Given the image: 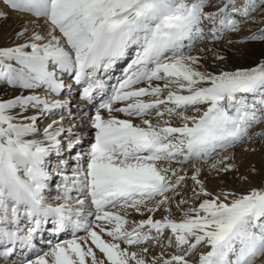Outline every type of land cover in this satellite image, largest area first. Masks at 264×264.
Instances as JSON below:
<instances>
[{
  "label": "snow or ice",
  "instance_id": "snow-or-ice-1",
  "mask_svg": "<svg viewBox=\"0 0 264 264\" xmlns=\"http://www.w3.org/2000/svg\"><path fill=\"white\" fill-rule=\"evenodd\" d=\"M0 4L20 18L0 37V83L18 89L0 99V259L264 257V179L241 174L235 152L264 144V52L228 57L264 44V0Z\"/></svg>",
  "mask_w": 264,
  "mask_h": 264
},
{
  "label": "rangeland",
  "instance_id": "rangeland-1",
  "mask_svg": "<svg viewBox=\"0 0 264 264\" xmlns=\"http://www.w3.org/2000/svg\"><path fill=\"white\" fill-rule=\"evenodd\" d=\"M221 48L224 47L223 42L219 45ZM197 48L201 47L200 44L196 45ZM239 51L242 54L237 56L235 53ZM262 52H264V44L261 43H247L243 45H233L231 50L228 52L229 63L232 64H241V65H250L253 61L257 60ZM209 62H211V56H209ZM255 147L256 151H244L243 146L237 147L236 152V162L239 165L241 174H244L246 170L252 166H255L257 169L256 174H249V177L254 184H259L262 179H264V144H261L260 139H257L255 144L250 145ZM231 151V150H230ZM233 179L231 183L235 187L243 188L247 187L246 184H241L235 179V175L231 174ZM210 186L215 184V181L209 178ZM159 216L160 214H155ZM173 215H178V213L173 212ZM151 250V249H150ZM264 262V257H261L257 260L256 264H262Z\"/></svg>",
  "mask_w": 264,
  "mask_h": 264
},
{
  "label": "bare ground",
  "instance_id": "bare-ground-1",
  "mask_svg": "<svg viewBox=\"0 0 264 264\" xmlns=\"http://www.w3.org/2000/svg\"><path fill=\"white\" fill-rule=\"evenodd\" d=\"M0 10H3V5L0 4ZM19 17L16 15V13L12 11L7 12V18H4L3 16H0V37H3L4 35L8 34L10 35L11 32L15 29L17 23L19 22ZM2 42V41H0ZM123 67V64L121 65V68ZM115 75V73H113ZM18 89L11 88L6 86L3 83H0V99L10 97L11 95L16 94ZM42 91V90H41ZM78 96L73 94L72 97V103L75 104L78 100ZM87 111V109H85ZM75 112L76 110L73 109ZM77 132H80L83 130L82 125L77 123L76 128L74 129ZM139 218V217H136ZM64 236H60V239H64ZM16 257L19 258V253H15ZM14 255L12 257H14ZM31 258V257H29ZM13 258L10 259H0V264H12Z\"/></svg>",
  "mask_w": 264,
  "mask_h": 264
}]
</instances>
